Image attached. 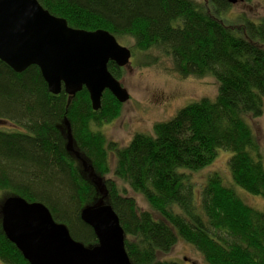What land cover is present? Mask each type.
<instances>
[{"label": "trees", "instance_id": "trees-1", "mask_svg": "<svg viewBox=\"0 0 264 264\" xmlns=\"http://www.w3.org/2000/svg\"><path fill=\"white\" fill-rule=\"evenodd\" d=\"M37 1L71 28L107 31L129 45L131 57L158 51L181 79L212 76L216 95L192 101L118 146L99 131L121 113L109 92L93 111L84 88L52 95L36 66L18 74L0 61V121L13 127L0 129V192L41 202L74 240L96 242L80 219L95 188L66 151V120L79 152L103 179L132 264H179L160 256L180 241L205 264H264V213L246 205L218 173L199 184L192 179L222 149L230 152L231 184L264 199L262 155L247 121L264 114V20L226 21L231 5L225 0ZM107 67L118 80L126 66ZM0 262L27 264L1 229Z\"/></svg>", "mask_w": 264, "mask_h": 264}, {"label": "water", "instance_id": "water-1", "mask_svg": "<svg viewBox=\"0 0 264 264\" xmlns=\"http://www.w3.org/2000/svg\"><path fill=\"white\" fill-rule=\"evenodd\" d=\"M225 1L234 5L243 0ZM130 58V50L107 31L71 28L37 0H0V61L18 74L36 66L52 95L63 90L74 96L84 88L93 111L100 109L104 91L123 104L129 94L107 66L112 62L118 68L125 67ZM6 124L0 121V125ZM63 126L66 151L95 188V197L82 207L80 219L91 228L96 242L85 245L74 240L44 204L17 195L0 201L2 234L27 264H132L125 251L124 230L103 179L79 152L66 120Z\"/></svg>", "mask_w": 264, "mask_h": 264}, {"label": "rangeland", "instance_id": "rangeland-1", "mask_svg": "<svg viewBox=\"0 0 264 264\" xmlns=\"http://www.w3.org/2000/svg\"><path fill=\"white\" fill-rule=\"evenodd\" d=\"M202 3L203 0H194ZM238 18L244 15L254 22L264 20V0H244L231 5L229 12L223 15L226 21L237 24ZM233 20V21H232ZM131 44V42H130ZM129 47L128 44H120ZM137 54V52H134ZM168 57H161L158 51L150 50L131 57L130 63L123 68L118 79L126 89L129 99L121 105V113L111 123L103 124L99 131L118 146L126 145L136 133H150L156 122L167 121L178 110L192 101L201 98L214 99L216 95V81L212 76L203 78L189 77L181 79L172 68ZM254 136L260 146L262 163L264 165V114L258 118L248 117ZM2 127V126H0ZM2 130H12V126H3ZM214 161L204 169L192 175L198 184L204 182L212 172L218 173L224 184L233 187L239 198L249 207L264 213V199L251 195L233 186L227 168L229 151L218 149ZM113 166V160L110 159ZM2 193L0 192V198ZM137 198V196H135ZM141 208L147 206L139 198ZM160 259L171 260L179 264H205L200 255L189 245L178 242L172 250L161 255ZM0 264H2L0 262Z\"/></svg>", "mask_w": 264, "mask_h": 264}, {"label": "flooded vegetation", "instance_id": "flooded-vegetation-1", "mask_svg": "<svg viewBox=\"0 0 264 264\" xmlns=\"http://www.w3.org/2000/svg\"><path fill=\"white\" fill-rule=\"evenodd\" d=\"M6 196H8V195L7 194H2V197L0 198V201ZM0 229H1V216H0ZM1 233H2V231H1Z\"/></svg>", "mask_w": 264, "mask_h": 264}]
</instances>
